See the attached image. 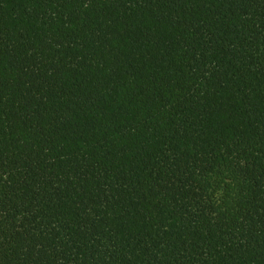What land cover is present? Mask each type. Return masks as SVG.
<instances>
[{
    "label": "trees",
    "instance_id": "obj_1",
    "mask_svg": "<svg viewBox=\"0 0 264 264\" xmlns=\"http://www.w3.org/2000/svg\"><path fill=\"white\" fill-rule=\"evenodd\" d=\"M0 264H264V0H0Z\"/></svg>",
    "mask_w": 264,
    "mask_h": 264
}]
</instances>
